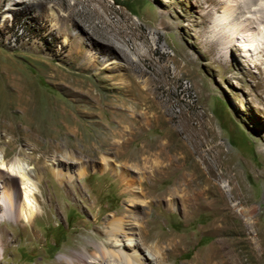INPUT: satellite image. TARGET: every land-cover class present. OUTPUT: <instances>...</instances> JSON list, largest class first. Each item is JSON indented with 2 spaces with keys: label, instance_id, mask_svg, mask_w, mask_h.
I'll use <instances>...</instances> for the list:
<instances>
[{
  "label": "rangeland",
  "instance_id": "374dc122",
  "mask_svg": "<svg viewBox=\"0 0 264 264\" xmlns=\"http://www.w3.org/2000/svg\"><path fill=\"white\" fill-rule=\"evenodd\" d=\"M76 1H50L47 6L54 5L56 19L41 16V7L46 8L42 0H0V156L25 160L40 170L47 162L58 164L57 156L74 155L78 162L71 168L60 166L74 176L87 166L85 176L64 186L50 171H43L38 182L43 191L36 195L48 204L45 215L28 228L24 221L0 223L7 234L5 242L0 237V264H57L69 258L68 252L103 243L104 222L118 219L116 213L120 216L124 208L134 212L124 217L131 226L113 238L112 249L126 255L136 251L128 244L140 241L142 225L154 238L139 255L148 254L145 248L158 239L181 241L176 253H164L165 264H200L218 243L229 244L240 264H264V50L247 51L251 42L243 31L240 40L222 36L218 18L225 7L209 10L221 0H91L76 6L78 14L95 11L103 22L113 7L121 22L126 18L134 24V33L126 39L144 56L134 54L135 65L119 58L121 67L104 75L97 69L80 72L85 52H98L87 47L71 56L75 42L90 38L66 23L67 5ZM6 14L12 18L3 23ZM250 15L234 24L247 26ZM100 21L94 22L100 26ZM234 24L226 30L232 33ZM95 33L105 36L100 28ZM66 37L70 43L64 42ZM263 37L259 34L256 40L261 47ZM49 69L90 84L99 94L93 103L98 109L57 89ZM142 109L148 112L147 123L139 116ZM104 153L115 164L127 165L124 175L94 161ZM170 155L182 158L185 167L156 182L144 180L132 167L142 158L147 165L152 157L162 160ZM202 155L219 161L216 172H228L229 178L210 181L207 206L191 217L165 210L160 198L183 173H195L199 186L207 176L199 164ZM128 185L137 197L153 204L149 216L127 200L135 197L123 192ZM223 199L231 211L222 216L224 222L215 224L211 208ZM36 207L41 213V206Z\"/></svg>",
  "mask_w": 264,
  "mask_h": 264
},
{
  "label": "bare ground",
  "instance_id": "6f19581e",
  "mask_svg": "<svg viewBox=\"0 0 264 264\" xmlns=\"http://www.w3.org/2000/svg\"><path fill=\"white\" fill-rule=\"evenodd\" d=\"M50 1L52 0H42V5H46V8H44V6L41 7L40 14L43 17L47 16L58 19L59 14L54 8V5L49 4L47 6ZM61 1L65 4L66 0ZM90 1L91 0H78L72 6L67 5L68 14L66 16V23H70V28L76 32L87 33L90 37L89 40H80L75 42L74 45L77 47L75 50L76 53L72 54L71 56H75L78 53H83L84 51L82 50L87 47L90 49H95L98 52V54L95 53L94 55L89 52H85L87 60L86 62H82V64L78 65V71L90 73L91 71H95L97 69V74L104 75L108 72H111L113 68L121 67V64L117 62L119 58L125 60L126 64L135 65V59L133 58V55L138 53L139 56H144V54L141 53L139 47L134 46L133 43H130V40L126 39L127 35H132L134 33V24L130 23L126 18H124V21L121 22L116 10L113 7L111 8V13L108 14V19L104 18L105 21H109L108 23L105 21L102 22L103 16H100V14L96 13L95 11H92L91 14H86L84 17H82L78 14L76 6L85 5ZM221 6L225 7V12L223 15H219L218 18L221 20L220 24H218V28L220 33H222V36L231 38L232 40H240V31H243L247 41L251 42V47H249V50L247 51L256 52L261 48L262 50L260 52H262L264 47H261L260 44L257 45L256 40L259 37V34H264V0H221L220 5L219 3L214 2L213 8L209 10H211L213 13L219 12ZM240 9L241 12L239 11ZM222 12L223 10H221L220 14ZM245 14H251L249 18H247L250 25L249 23L247 26L240 25V23H236L235 25L234 22H238L244 18ZM11 18L12 17L9 14H6L2 22L5 23L6 20L9 21ZM116 18L117 21H115ZM95 20H101L100 23L102 25L98 26L99 24L95 23ZM233 24L235 30H232L233 32L231 33L230 31L226 30V28L227 25ZM99 28L104 31L105 36L99 37L95 33V30H99ZM215 31L216 30L213 29V32ZM143 38L145 37H139L140 40ZM64 42L70 43L71 41L69 37H66ZM216 42L221 46L226 47L224 41L217 39ZM127 49L130 50V55L127 52ZM99 55H103L104 58L101 59ZM51 71L52 73L49 75V77L56 80L54 86L57 89H59L67 97L73 98L76 101L80 102L83 100H88L93 105V109H98L93 103H97L99 94L96 96V94L93 93L90 84L87 85V82L73 76L64 77L62 74L49 69V72ZM105 79L109 80L106 77ZM88 113H86V116ZM80 115L84 117L85 112L81 113ZM139 116L143 117V122L147 123L149 121L148 112L146 110L142 109ZM201 151L199 153H201ZM27 158H30V156H27ZM200 158L201 159L199 161L201 163L199 164H202L204 170L207 172V176L204 174L203 181L199 186V184H196L198 178H196L195 173H183L176 186L166 191L160 198L166 203L165 210H175L177 212L184 213V215L189 218L192 214L198 212L199 209L204 208L207 202H209V192H211V186L209 184H211V182L213 183V179H221L225 176L229 178L228 172H223L222 174H218L216 172V170L219 168V161L214 162L209 160V157L206 158V155H202ZM180 159L182 158H173L171 155L166 156L162 160H160L159 157H152L148 161V164L145 165L142 158L140 162H137L136 165H132V167L138 172V174L143 175L144 180L146 178H151L156 182L160 180H157L159 177L165 179L166 177L172 175L173 172H176V169L179 170L184 168L185 162L182 161L183 159L181 162ZM56 160L59 161L58 164L55 161H50L47 162L46 165H43L40 170H36V166L31 168L27 165L25 160H21L19 158L9 160L6 154H4L3 157L0 156V223L3 221H14V223L17 222L20 224L24 221V226L28 228L29 226L31 227L33 224H35L39 218L45 215V207L48 206V204L42 202L39 199L40 197L38 198L36 195L38 191L41 193L43 191L39 185L44 177V170L50 171L57 182H59V184L62 186L72 184L76 177L81 178L85 176L87 166L85 168L82 166L86 165L84 162L81 163L82 169L79 170L77 176L71 174L70 171L68 173H63L60 169L61 164H63L64 168H68L70 167V164L77 163L78 161L75 159L74 155L63 156V158H58L57 156ZM94 161L101 163V167H103L105 170H115L117 175L120 176L124 175V169L127 166L115 164V160L108 157L106 153L99 157V161L97 159H94ZM144 180H142V182ZM131 187V185H128V191L123 189V192H128L129 194L132 192V194L135 196L132 198L128 197L127 200L135 205V209H140L144 215L149 216L152 212L150 207L153 204L141 200L140 197H137V194H135V192L133 193V189ZM139 190L141 192L144 191L140 185ZM218 191L221 192L222 190L219 189ZM222 192L224 193V191ZM176 202H180V205L176 206ZM161 203L162 202H158V204ZM36 205H39V207L41 206V213L38 212L39 209L36 207ZM211 209L217 216L216 220L214 221L215 224L224 222V218H222V216L224 217L227 212L231 211L229 204L224 199L220 206H215ZM133 213L134 212L129 208H124L120 216H118L116 213L115 216L118 217V219L114 218L112 221L107 219L104 222L106 233L104 235V240L102 241L103 243H96L95 245H89L88 247L80 248L75 253L68 252L69 258H61L57 264H165V256H170V254L176 253L179 250L178 247L181 241L161 238L156 241L157 244L154 243L155 246L151 245L148 246V248H145L148 254L143 253V255H139L137 253L138 250L142 252V248H144L143 246H147L153 241L154 238L152 237L151 233L146 230V227L142 225H138L140 226V241H137L134 244H128L133 250L136 249L133 254L126 255L122 251H117L118 249H112L113 238L118 236L119 232L123 233V230H127L128 227L131 226L130 222H126L124 220V217H128ZM215 229L218 230V228ZM6 235L7 234L5 232L1 231L0 225V237L3 242L6 241ZM128 239L133 240L131 237ZM165 243L166 246L163 245ZM218 244L209 250L205 260L200 264H240L234 258L233 251L229 244V246L226 243L222 246ZM164 253L166 255H164Z\"/></svg>",
  "mask_w": 264,
  "mask_h": 264
}]
</instances>
